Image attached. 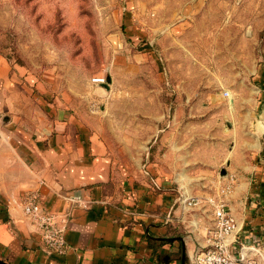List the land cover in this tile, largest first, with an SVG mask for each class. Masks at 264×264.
Here are the masks:
<instances>
[{
  "label": "crops",
  "instance_id": "0c3cea01",
  "mask_svg": "<svg viewBox=\"0 0 264 264\" xmlns=\"http://www.w3.org/2000/svg\"><path fill=\"white\" fill-rule=\"evenodd\" d=\"M174 15L153 37L157 80H142L145 67L120 52L118 96L97 97L101 113L90 110L91 96L0 60L1 259L182 264L184 251L190 264L213 216L202 224V207L183 199H205L231 174L238 177L231 198L239 241L264 243V140L254 129L264 65L256 39L186 4ZM106 82L102 95L111 89ZM110 104H118L117 131ZM32 191L44 207L68 212L66 253L45 248L24 213ZM68 192L92 206L72 207Z\"/></svg>",
  "mask_w": 264,
  "mask_h": 264
},
{
  "label": "rangeland",
  "instance_id": "374dc122",
  "mask_svg": "<svg viewBox=\"0 0 264 264\" xmlns=\"http://www.w3.org/2000/svg\"><path fill=\"white\" fill-rule=\"evenodd\" d=\"M184 4L204 10L209 22H227V31L254 35L264 65V0H0V60L66 91L73 88L75 96H91L90 110L101 113L97 97L118 96L120 52L132 55L131 65L145 67L142 80H157L153 37ZM106 81L111 89L102 95L97 89ZM108 107L117 131L118 104ZM254 129L261 138L257 120ZM196 209L202 224L209 223L210 209Z\"/></svg>",
  "mask_w": 264,
  "mask_h": 264
},
{
  "label": "built area",
  "instance_id": "2783aa9c",
  "mask_svg": "<svg viewBox=\"0 0 264 264\" xmlns=\"http://www.w3.org/2000/svg\"><path fill=\"white\" fill-rule=\"evenodd\" d=\"M97 81L103 82V78ZM220 180L215 191L205 199H183V204L189 208L208 207L213 216L204 229V242L195 248L190 264H264V243L241 242L237 235L238 220L230 197L238 177L231 174ZM64 198L72 207L89 209L92 206V200L79 192H68ZM22 206L26 216L40 228L44 247L54 253H66L69 247L66 241L68 212L44 207L39 191L25 194Z\"/></svg>",
  "mask_w": 264,
  "mask_h": 264
},
{
  "label": "water",
  "instance_id": "95a60500",
  "mask_svg": "<svg viewBox=\"0 0 264 264\" xmlns=\"http://www.w3.org/2000/svg\"><path fill=\"white\" fill-rule=\"evenodd\" d=\"M257 123H258V131H259V136L264 140V102L261 105L260 111L257 116ZM226 175L225 170L222 172V176ZM170 241L173 240V238H169ZM0 264H12L6 260H3L0 258ZM182 264H185V252H182Z\"/></svg>",
  "mask_w": 264,
  "mask_h": 264
}]
</instances>
